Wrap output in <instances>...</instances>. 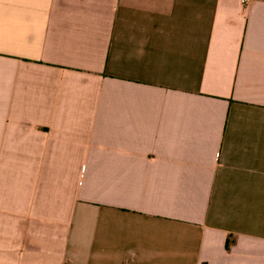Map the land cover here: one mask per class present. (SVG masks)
Here are the masks:
<instances>
[{"label":"crops","instance_id":"0c3cea01","mask_svg":"<svg viewBox=\"0 0 264 264\" xmlns=\"http://www.w3.org/2000/svg\"><path fill=\"white\" fill-rule=\"evenodd\" d=\"M0 264H264V0H0Z\"/></svg>","mask_w":264,"mask_h":264},{"label":"built area","instance_id":"2783aa9c","mask_svg":"<svg viewBox=\"0 0 264 264\" xmlns=\"http://www.w3.org/2000/svg\"><path fill=\"white\" fill-rule=\"evenodd\" d=\"M247 2V0H245Z\"/></svg>","mask_w":264,"mask_h":264}]
</instances>
